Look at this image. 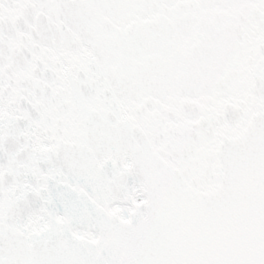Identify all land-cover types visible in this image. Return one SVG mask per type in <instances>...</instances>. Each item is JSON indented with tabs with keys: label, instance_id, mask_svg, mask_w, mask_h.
I'll list each match as a JSON object with an SVG mask.
<instances>
[{
	"label": "snow or ice",
	"instance_id": "6c2138e0",
	"mask_svg": "<svg viewBox=\"0 0 264 264\" xmlns=\"http://www.w3.org/2000/svg\"><path fill=\"white\" fill-rule=\"evenodd\" d=\"M0 264H264V0H0Z\"/></svg>",
	"mask_w": 264,
	"mask_h": 264
}]
</instances>
